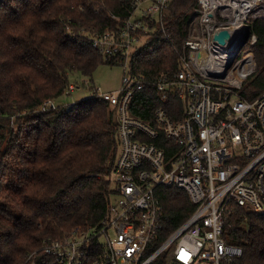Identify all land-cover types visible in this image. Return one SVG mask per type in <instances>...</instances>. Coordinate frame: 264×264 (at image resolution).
Returning <instances> with one entry per match:
<instances>
[{"label": "built area", "instance_id": "obj_1", "mask_svg": "<svg viewBox=\"0 0 264 264\" xmlns=\"http://www.w3.org/2000/svg\"><path fill=\"white\" fill-rule=\"evenodd\" d=\"M171 1L131 0L115 30L86 37L123 69L116 90L94 92L115 114L118 151L105 177L111 191L106 215L95 227L45 243L42 254L53 264H153L160 257L167 264H232L242 250L222 238L229 217L237 209L264 215V92L253 101L240 97L257 71L253 23L264 21V0H195L187 36L174 49L179 70L155 81L156 100L177 99L182 119L149 105L144 121L133 115V105L143 98L146 79L131 73L129 62L143 40L163 28ZM219 33L227 34L222 43L215 40ZM57 105L46 101L40 111ZM161 188L183 191L194 206L166 237ZM24 264L41 263L31 253Z\"/></svg>", "mask_w": 264, "mask_h": 264}, {"label": "trees", "instance_id": "obj_2", "mask_svg": "<svg viewBox=\"0 0 264 264\" xmlns=\"http://www.w3.org/2000/svg\"><path fill=\"white\" fill-rule=\"evenodd\" d=\"M196 7L195 0H172L163 28L131 56V73L146 79L134 116L149 121L144 110L151 105L182 119L177 99L156 100L155 81L179 70L174 49L183 44ZM130 11L131 0H0V264H24L31 253L38 263L53 264L42 254L45 243L95 227L106 215L111 191L105 177L118 151L113 110L94 95L70 108L40 110L62 98L77 76L91 79L98 67L117 65L86 37L115 30ZM253 30L257 71L240 93L246 101L264 92V21ZM157 195L166 237L194 206L180 190L161 188ZM222 238L242 250L232 264H264V215L235 210ZM153 264L167 263L160 257Z\"/></svg>", "mask_w": 264, "mask_h": 264}, {"label": "rangeland", "instance_id": "obj_3", "mask_svg": "<svg viewBox=\"0 0 264 264\" xmlns=\"http://www.w3.org/2000/svg\"><path fill=\"white\" fill-rule=\"evenodd\" d=\"M122 76H123V69L119 65H115V66L102 65L98 67V69H96L91 79L77 76L75 86L79 88L75 89L69 95L67 96L65 95L59 100H57L56 104L58 103L61 105L55 106L54 110L59 109L63 105L67 106L81 99L83 100L85 98L92 97L94 95L95 89H99L102 92L114 91L120 86ZM72 83H74L73 80Z\"/></svg>", "mask_w": 264, "mask_h": 264}, {"label": "water", "instance_id": "obj_4", "mask_svg": "<svg viewBox=\"0 0 264 264\" xmlns=\"http://www.w3.org/2000/svg\"><path fill=\"white\" fill-rule=\"evenodd\" d=\"M226 38H227V34L226 33H219V34L216 35L215 40H217V41L222 43ZM245 40H246V36L243 39V41L240 43V45H243Z\"/></svg>", "mask_w": 264, "mask_h": 264}, {"label": "snow or ice", "instance_id": "obj_5", "mask_svg": "<svg viewBox=\"0 0 264 264\" xmlns=\"http://www.w3.org/2000/svg\"><path fill=\"white\" fill-rule=\"evenodd\" d=\"M181 258H182V259L185 258V255H184V253H183V249H181Z\"/></svg>", "mask_w": 264, "mask_h": 264}]
</instances>
